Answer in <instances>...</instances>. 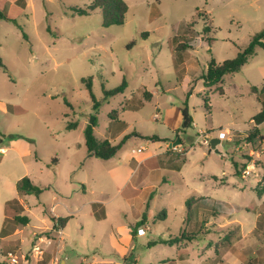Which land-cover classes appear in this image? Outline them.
Segmentation results:
<instances>
[{"label":"rangeland","instance_id":"rangeland-1","mask_svg":"<svg viewBox=\"0 0 264 264\" xmlns=\"http://www.w3.org/2000/svg\"><path fill=\"white\" fill-rule=\"evenodd\" d=\"M91 1L0 0V12L12 19L0 18L6 66H0V236L6 235L0 262L9 264L8 252L20 264H51L57 252L59 264H115L124 257L127 264L263 262L264 195L256 187L264 173V123L262 138H245L264 98V49L218 85L205 86L203 75L212 59L235 58L264 29V0H125L124 24L109 27L100 11H72ZM83 78H92L100 102L96 137L118 144L128 136L111 160L88 152L84 129L94 101ZM123 80L122 93L105 96ZM128 103L135 108L122 112ZM6 105L22 111L4 112ZM185 106L193 127L176 132L182 149L169 151L186 153L163 158L137 195H120V177L112 175L117 159L133 150L165 151L137 133L164 135ZM112 124L121 136L111 137ZM205 135L220 140L216 148ZM25 176L42 191L21 196L30 222L19 225L5 221L4 207L19 199L16 184ZM52 216H72L62 237ZM182 232L193 239L168 243Z\"/></svg>","mask_w":264,"mask_h":264},{"label":"trees","instance_id":"trees-1","mask_svg":"<svg viewBox=\"0 0 264 264\" xmlns=\"http://www.w3.org/2000/svg\"><path fill=\"white\" fill-rule=\"evenodd\" d=\"M20 3H22L23 6H26L25 0H18ZM129 10L128 4L125 0H92L91 4L86 8H72V11H74L78 15H89L93 12L100 11L103 14V25L105 27H109L112 25H122L125 22L126 14ZM0 18L12 20L10 17H7L4 13L0 12ZM210 24H205V32L212 33ZM144 37H148L149 33L142 34ZM24 37L27 38V35L24 33ZM213 41V39H212ZM186 47L178 46L177 50H183ZM257 48L264 49V29L260 32H257L251 39L249 45L241 50L237 56L233 59H227L223 61L222 63H217L214 59L209 64V67L207 69L206 74L203 75L204 78V84L207 87L218 85L222 82L223 78L227 74L236 73L239 72L242 67L247 63L248 59L253 56L256 53ZM0 66L6 69V66H4L3 61L0 56ZM82 81L86 84V87L92 97V100L94 101V112L89 115V122L86 125L84 129V137H85V143L88 149V152L90 155L95 156L99 159L108 160L115 156L117 151L122 147V144L126 140V137L122 139V141L118 144H112L108 139H98L95 135V129L98 126V108L100 105V102L96 99V96L93 93L92 88V78H83ZM127 88V82L126 80H123L122 83L113 88V89H104V93L106 97L109 96H115L117 94L122 93ZM220 94L224 93L223 87H219ZM253 90L255 92L258 91L257 87H253ZM261 94L264 93V87L259 91ZM152 97V96H151ZM146 99H150V97H147ZM261 110L255 114L252 118L254 122V128L250 130L249 136L245 138L248 142L254 141V138L257 136H261V130L258 126L262 125L264 123V98L261 100ZM135 107L128 104H125L123 107ZM19 108L20 111L22 109L17 106H8V109L14 110ZM207 108H210L207 106ZM119 112V110H114L111 113V118L114 119L113 115H116ZM116 118V117H115ZM194 124V119L190 113V110L187 106L182 108V126L179 130H176L177 133L184 132L186 129L192 128ZM77 124H68V128H76ZM133 135V134H132ZM139 135V134H137ZM147 139H155L158 138L156 136H140ZM262 138V136L260 137ZM264 139V138H263ZM182 143V142H181ZM186 151L178 152L176 154H184ZM249 161L252 160L251 156H248ZM1 161V160H0ZM237 169V174L239 175V164L237 162H233ZM248 163L242 164L243 169L247 166ZM179 167L181 166V163L178 164ZM17 192L19 195L24 194H30L35 193L39 195L41 193V189L33 182L28 176L23 177L20 179L16 184ZM256 193L259 197L264 195V173L262 175L261 181L259 182L258 186L256 187ZM99 205L97 203L93 204V210L94 214L97 216L96 208ZM25 208L20 202L18 198L10 199L6 201L4 212L6 214V220L11 219L13 222L19 225H27L30 222V218L28 215L24 214ZM71 217H65V218H55L52 217V220L54 222L53 228L55 230L64 229ZM146 219V213L143 214L142 222L145 223ZM180 236H176L174 239L168 240V243L170 245H173L175 243L180 242L181 240H192L193 237L190 236V234H186L184 232L179 234ZM0 264H6L3 262H0ZM258 264H264L263 262H260Z\"/></svg>","mask_w":264,"mask_h":264},{"label":"crops","instance_id":"crops-1","mask_svg":"<svg viewBox=\"0 0 264 264\" xmlns=\"http://www.w3.org/2000/svg\"><path fill=\"white\" fill-rule=\"evenodd\" d=\"M254 87H257V86H254ZM153 96H154V93H152V97ZM132 108H135V107H132ZM125 110H126V107H125V109L124 108L121 109L122 112H126ZM2 111H4V112L8 111L7 105L4 109L2 108ZM168 111L169 112L172 111L175 114L181 113L180 108H171ZM181 121H182L181 117L179 119H175L173 121L169 119V122H171V123L168 124V127H167L168 132H166L164 135H161L160 133H158L156 135H146V134L144 135L142 133H137V134H139L137 136H156L158 138L157 140L147 139V138L146 139L148 140V142H151V143H155V142L163 143L165 146V151H160L157 153L146 152V153H142V154H137V152L135 150H133L132 153L126 152L124 154H121L120 157L116 161V164L114 166L115 168L112 169V175L114 177H120V179H119L120 183H118L119 185L117 186V191L120 195H123L125 198H127L128 196L132 197V196L137 195L139 193V191L142 190V188H143L142 185L145 183L146 177L149 175L150 171L153 172V170L156 166L162 165V161H163L162 159L163 158H165L166 161L170 162L173 155L178 153L176 151H169V150L171 148L175 147V146H173V142H175V140L177 138H179V136L176 133V130H178V128L180 127ZM109 126H110V124H109ZM112 126L115 129H114V135H112L110 133L111 137L121 136L123 129H121V128L117 129L113 124H112ZM261 126L262 125H260L258 127L260 128ZM142 138H144V137H142ZM178 145L180 147L176 148V150L181 151L182 145L181 144H178ZM1 151H5V148H0V152ZM168 152H169V154H168ZM116 155H117V153L112 158L116 157ZM112 158H110L108 160H111ZM55 163H56V161H55ZM182 165L183 164H181L180 167H179V165H177V167H179V170L182 168ZM21 196L22 195L19 196V200L25 208V211H24V214H25L27 206L22 202ZM95 203L98 204V202H94L92 204H95ZM147 206L150 208L149 209L150 210V216L149 217H151L155 214V211H154L153 207H151L149 204H147ZM52 217H54V216H52ZM69 217H72V216H69ZM55 218H57V217H55ZM58 218H61V217H58ZM5 221H6V219H5ZM3 236H6V235H1L0 237H3ZM120 247H122V246H120ZM11 253H13V252H11ZM15 255H17V254L15 253ZM122 259H125V257ZM62 264H66V261L62 260Z\"/></svg>","mask_w":264,"mask_h":264},{"label":"built area","instance_id":"built-area-1","mask_svg":"<svg viewBox=\"0 0 264 264\" xmlns=\"http://www.w3.org/2000/svg\"><path fill=\"white\" fill-rule=\"evenodd\" d=\"M158 117H159V114L157 113L155 115V119L158 118ZM204 143H208V142L204 140ZM249 167H248V169L244 170V174H246V175L250 174L251 169H249ZM253 167H254V165H253ZM56 232L58 233L59 236L62 237L63 229H59ZM8 258H9V264H20L19 257L17 255H15L14 253L9 252L8 253ZM51 264H59V254H58V252H57V254H55ZM115 264H127V262H126V259H122V260L118 261Z\"/></svg>","mask_w":264,"mask_h":264},{"label":"water","instance_id":"water-1","mask_svg":"<svg viewBox=\"0 0 264 264\" xmlns=\"http://www.w3.org/2000/svg\"><path fill=\"white\" fill-rule=\"evenodd\" d=\"M204 140L207 141L211 145V148H216V145L220 142L219 139L211 138V136H209V135H205ZM178 144H181V140H179V139H177L175 142H173V146H176Z\"/></svg>","mask_w":264,"mask_h":264}]
</instances>
